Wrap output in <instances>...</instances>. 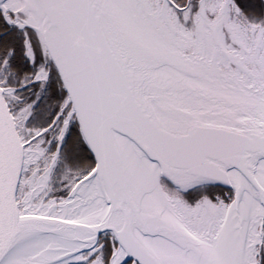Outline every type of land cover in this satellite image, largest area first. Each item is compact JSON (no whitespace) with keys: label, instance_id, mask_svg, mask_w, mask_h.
Segmentation results:
<instances>
[{"label":"snow or ice","instance_id":"1","mask_svg":"<svg viewBox=\"0 0 264 264\" xmlns=\"http://www.w3.org/2000/svg\"><path fill=\"white\" fill-rule=\"evenodd\" d=\"M0 264H264V0H0Z\"/></svg>","mask_w":264,"mask_h":264}]
</instances>
